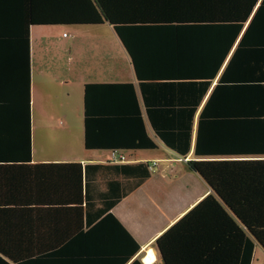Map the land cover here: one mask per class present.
Returning a JSON list of instances; mask_svg holds the SVG:
<instances>
[{"label":"trees","instance_id":"1","mask_svg":"<svg viewBox=\"0 0 264 264\" xmlns=\"http://www.w3.org/2000/svg\"><path fill=\"white\" fill-rule=\"evenodd\" d=\"M51 1L0 0V264H143L111 213L83 230L84 201L100 196L81 163H32L30 27L103 23L155 136L182 157L193 149L188 166L212 189L157 239L162 264H251L256 242L264 249V0H67L62 14ZM84 104L86 149L158 148L134 83H86ZM116 167L137 185L150 176L148 163ZM109 189L112 206L120 190ZM46 206L73 217L67 234L41 232Z\"/></svg>","mask_w":264,"mask_h":264},{"label":"crops","instance_id":"2","mask_svg":"<svg viewBox=\"0 0 264 264\" xmlns=\"http://www.w3.org/2000/svg\"><path fill=\"white\" fill-rule=\"evenodd\" d=\"M53 6L61 14L64 7L65 12H68L67 0L66 2L54 0L53 3L51 1L49 7ZM108 25L114 30L109 23L30 27L32 163H81L85 167L86 192L91 189L100 196L85 199L83 230L87 231L94 227L111 213L139 243L140 251L135 258L143 264H162L163 260L156 246L157 239L210 195L212 189L200 175L188 166V161L196 159L193 149L187 157H182L165 147L155 136L147 119L138 82L128 55L133 73L126 80H112L111 50L104 51L108 55L99 57V67L94 75L86 74L84 68L79 72L80 59L75 55L77 53L73 51V45L66 42L70 35L64 32L65 27L73 26L75 36H84L88 30L109 31ZM94 36L95 40L101 38L98 33ZM62 42H64L63 46ZM88 76H93V79H89ZM86 83H134L145 131L158 144V148L118 150L115 153L123 156L124 160L112 162V169L108 167L111 165L110 160H114L113 151L86 149L84 145V87ZM79 93L81 95L80 105L74 106V94L79 97ZM128 118L133 119V114H130ZM136 119L139 120V117ZM138 120H136V126L139 125ZM54 126L56 129L53 128ZM133 126L134 124L126 125L122 133L124 131L132 137L135 129ZM128 128L132 129L128 130ZM136 141L139 140L136 139ZM144 163H148L150 176L139 185H137V177L126 175L116 167L119 164ZM86 165L93 166H88L86 170ZM95 165H102V167H94ZM138 170L142 171L143 167ZM110 181L118 184V191L120 190L118 198L116 195L119 192L114 194L112 191V201L114 200L112 206H108L109 201L103 198V194L110 193ZM85 202L88 204L86 205ZM46 207L48 211L44 212L43 220L48 226L41 232L50 236L67 234V222L73 217L67 215L66 211L57 213L49 211L50 206ZM56 225L58 228H55ZM259 248L264 254V249L256 242L251 264H256L255 259L257 264H264L256 255V250ZM147 257L152 261L147 262Z\"/></svg>","mask_w":264,"mask_h":264},{"label":"rangeland","instance_id":"3","mask_svg":"<svg viewBox=\"0 0 264 264\" xmlns=\"http://www.w3.org/2000/svg\"><path fill=\"white\" fill-rule=\"evenodd\" d=\"M86 27V26H84ZM108 30H88L86 31L87 34L84 36H75L74 35V29L73 26H67L64 29V32L67 33V35H70V38L67 39L68 44L73 45V51L77 54L80 63H79V72L82 71V68L85 69L86 74L89 73V75H94L97 72V69L99 67V57L102 55H108L107 52L109 50L112 51V80H126L128 76H131L133 73L131 64L129 61V58L127 56L126 51L124 50L122 44L120 43V40L118 39L115 31L108 25ZM41 33V32H36ZM46 33V32H45ZM98 33V35L101 36L99 40H95V36ZM110 35H112L110 37ZM111 39V40H110ZM65 41V40H64ZM100 41V42H99ZM65 42V43H66ZM104 42V43H103ZM62 42V46H63ZM104 51H107L106 53ZM93 76H88L89 79H93ZM87 78V76H86ZM81 102V95L79 93V97L74 94L73 97V103L74 106L80 105ZM56 129V127H53ZM107 153L110 154V152L107 151ZM165 156V155H164ZM263 250L261 248L256 250V255L260 259V261L264 262V254L262 252ZM255 263L256 259H255Z\"/></svg>","mask_w":264,"mask_h":264},{"label":"built area","instance_id":"4","mask_svg":"<svg viewBox=\"0 0 264 264\" xmlns=\"http://www.w3.org/2000/svg\"><path fill=\"white\" fill-rule=\"evenodd\" d=\"M112 157L114 160H121V161L124 160L123 156H118L115 152H113Z\"/></svg>","mask_w":264,"mask_h":264},{"label":"bare ground","instance_id":"5","mask_svg":"<svg viewBox=\"0 0 264 264\" xmlns=\"http://www.w3.org/2000/svg\"><path fill=\"white\" fill-rule=\"evenodd\" d=\"M146 261H147V262H151V261H152V259H151V258H149V257H147V258H146Z\"/></svg>","mask_w":264,"mask_h":264}]
</instances>
